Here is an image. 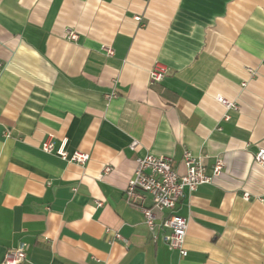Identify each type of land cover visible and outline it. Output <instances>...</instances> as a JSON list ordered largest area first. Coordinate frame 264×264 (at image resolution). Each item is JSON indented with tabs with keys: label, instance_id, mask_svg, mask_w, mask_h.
I'll list each match as a JSON object with an SVG mask.
<instances>
[{
	"label": "crops",
	"instance_id": "1",
	"mask_svg": "<svg viewBox=\"0 0 264 264\" xmlns=\"http://www.w3.org/2000/svg\"><path fill=\"white\" fill-rule=\"evenodd\" d=\"M49 136L88 164L45 153ZM260 148L264 0H0V264L18 246L23 264H264ZM186 150L224 168L177 205L182 257L164 239L169 212L153 234L125 191L138 158L184 174Z\"/></svg>",
	"mask_w": 264,
	"mask_h": 264
},
{
	"label": "built area",
	"instance_id": "2",
	"mask_svg": "<svg viewBox=\"0 0 264 264\" xmlns=\"http://www.w3.org/2000/svg\"><path fill=\"white\" fill-rule=\"evenodd\" d=\"M66 37L71 41L78 39V34L73 30H66ZM108 56H113L112 48L106 47ZM168 69L161 62H155L151 71L150 79L153 83L162 82ZM115 94L107 95L110 99ZM220 102L227 110H238L236 102L230 101L224 97L218 96ZM229 117L225 116L227 120ZM68 138H62L57 145L53 136H49L42 144V150L47 154H56L62 160L86 166L90 160V155L76 150L72 154L67 151ZM138 142H133L131 147L136 148ZM255 160L264 166V148H260L255 155ZM171 159L166 156H156L147 154L137 159V167L133 177L129 180L125 191L126 200L129 204L136 206L144 215L146 224L154 234L157 228L156 212L168 211L169 215L161 221V227L166 228L169 233L164 237L166 243L174 250L178 251L182 257L188 255L186 248V238L188 230V220L176 213V208L184 196L185 189L196 190L199 186L209 184L213 178L218 177L224 168V162L221 159L216 160L213 166L212 174L207 172L206 166L200 158L194 156L186 150L183 155V164L185 173L180 174L172 167ZM112 171V166L107 165L104 173ZM148 197L151 205L147 204ZM244 198L249 200V195L244 194ZM102 206V202H98ZM110 230H107L109 232ZM116 239H122L120 234H115ZM27 259V254L23 246L12 248L5 254L4 264H23Z\"/></svg>",
	"mask_w": 264,
	"mask_h": 264
}]
</instances>
